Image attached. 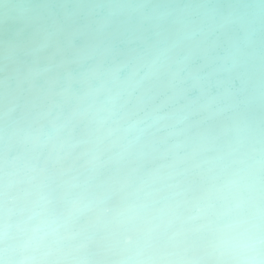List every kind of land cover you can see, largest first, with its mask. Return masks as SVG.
<instances>
[{
	"label": "clouds",
	"instance_id": "clouds-1",
	"mask_svg": "<svg viewBox=\"0 0 264 264\" xmlns=\"http://www.w3.org/2000/svg\"><path fill=\"white\" fill-rule=\"evenodd\" d=\"M96 7L157 23L5 81L0 264H264V52L208 73V5Z\"/></svg>",
	"mask_w": 264,
	"mask_h": 264
},
{
	"label": "bare ground",
	"instance_id": "bare-ground-1",
	"mask_svg": "<svg viewBox=\"0 0 264 264\" xmlns=\"http://www.w3.org/2000/svg\"><path fill=\"white\" fill-rule=\"evenodd\" d=\"M112 1L114 0H65L61 9L56 8L50 1L42 9L41 14H36L37 11L31 8L19 11L17 9L19 6H17L16 13L21 14L19 18L22 20L21 26L23 27L19 34L29 37L14 42L11 41L13 37L10 36L0 42V109L3 110L5 102V81L7 82L8 100L11 103L16 94L17 85L26 87L24 78L30 73L42 72L49 65L52 66L53 71L57 70L56 65L62 58H73L75 49L88 48L101 37L118 39L113 23L100 19L102 7H96ZM125 1L128 3L136 0ZM199 2V0H184L181 4L206 5L205 2ZM12 3L13 0H0V10L9 9ZM229 5L236 7H228ZM240 5L236 1L231 4L218 5L219 7H211L213 4H209V7L200 11L214 21L213 35L216 32L227 35L229 27L235 20L245 18L237 12ZM9 10L13 13L12 9ZM164 17H160L161 23ZM19 18L16 19L19 20ZM9 19V17L3 18L2 26L8 23ZM213 35L209 37L208 44L216 45L217 40H211ZM7 42L9 45H5Z\"/></svg>",
	"mask_w": 264,
	"mask_h": 264
},
{
	"label": "water",
	"instance_id": "water-1",
	"mask_svg": "<svg viewBox=\"0 0 264 264\" xmlns=\"http://www.w3.org/2000/svg\"><path fill=\"white\" fill-rule=\"evenodd\" d=\"M53 2L56 8L61 9L65 0H13V3L9 6V9L0 10V42L4 41L8 37L12 36L11 41L17 42L19 40H25L29 36L24 34H19L23 29L22 20L19 16L21 14L16 13V7L19 11L31 8L37 11L36 14H41L42 9L49 3ZM184 0H136L130 1L128 3L132 4H170L176 5L181 4ZM198 1V0H197ZM199 3H206L215 5L231 4L233 1L240 3L237 12L244 15V19L235 20L233 25L228 29L227 35L221 32H216L211 40H217V44H209L210 51V62L205 67L204 71L208 73H213L215 69L224 67H232L233 60L232 57H239L241 54H249V62L254 63L257 67L260 61L256 59L258 53L264 52V8H257V5H264V0H199ZM127 3L125 0H114L111 3ZM220 2V4H218ZM158 12L161 16H166L167 10L159 9ZM101 18L103 20L110 21L113 23V29L117 31L118 39H140L143 38L146 33L152 31L153 25L157 23V17L153 13L151 7H146L141 13H133L131 19L126 17H110L108 9L102 7L100 11ZM9 17L8 23L2 26L1 21L3 18ZM19 18L16 19V18ZM12 20V22H10ZM161 22V20H160ZM231 37V39H229ZM9 45V42L5 43ZM217 57L214 61L211 58ZM225 58V59H223ZM237 74L229 75L228 73H220L218 77L223 80L231 79L233 83L227 85L232 87L233 90L236 89H251L253 80L249 79L250 73L241 70L238 73L239 78H236ZM1 106V103H0ZM0 112L2 110L0 109Z\"/></svg>",
	"mask_w": 264,
	"mask_h": 264
}]
</instances>
